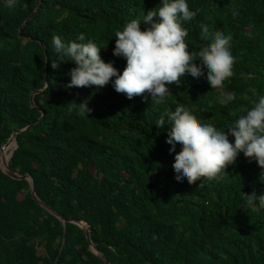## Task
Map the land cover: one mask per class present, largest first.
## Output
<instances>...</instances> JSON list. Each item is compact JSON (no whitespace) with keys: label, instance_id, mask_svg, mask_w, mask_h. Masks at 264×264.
<instances>
[{"label":"trees","instance_id":"1","mask_svg":"<svg viewBox=\"0 0 264 264\" xmlns=\"http://www.w3.org/2000/svg\"><path fill=\"white\" fill-rule=\"evenodd\" d=\"M159 2H0V148L14 136L7 165L32 178L36 197L28 180L0 170V264H104L91 246L109 264H264V207L244 206V195L264 193V169L239 153L221 180L176 184L166 131L154 125L183 107L223 128L264 95V0H188L197 13L183 24L189 51L207 46L201 26L231 37L233 75L220 87L185 77L157 105L111 81L67 87L74 62L51 67V37L83 32L119 72L115 31ZM226 93L235 99L223 103ZM84 100L86 117L69 111ZM70 221L84 222L88 238Z\"/></svg>","mask_w":264,"mask_h":264},{"label":"clouds","instance_id":"2","mask_svg":"<svg viewBox=\"0 0 264 264\" xmlns=\"http://www.w3.org/2000/svg\"><path fill=\"white\" fill-rule=\"evenodd\" d=\"M0 2L8 8L17 4V0ZM159 5L147 10L142 19L132 18L115 31L112 54L125 60L119 72L112 61L101 59L102 47L83 32L68 41L59 35L51 37L56 54L51 67L57 68V61L74 62L68 72L67 87H103L111 81L114 90L128 99L147 92L157 105L165 101L168 85L185 77L193 81L206 77L212 88L222 86L233 75L231 37L219 31L210 35L209 29L201 26L200 37L207 46L191 52L184 40L187 29L183 24L194 20L197 13L189 9L188 0H160ZM142 22L146 25L143 29ZM234 99L233 94L226 93L222 102ZM85 101L67 103L69 111L86 117L90 109ZM154 125L166 131L165 145L170 149L168 155L174 158L172 171L176 184L186 180L191 185L201 177L221 180L239 153L249 158V162L254 159L264 169V95L223 128L198 120L183 107L165 111ZM229 137L233 138L231 142ZM244 197L245 207L254 204L264 207V193L257 196L253 192Z\"/></svg>","mask_w":264,"mask_h":264},{"label":"water","instance_id":"3","mask_svg":"<svg viewBox=\"0 0 264 264\" xmlns=\"http://www.w3.org/2000/svg\"><path fill=\"white\" fill-rule=\"evenodd\" d=\"M16 132H18V131H16ZM9 139H12L13 140V142H14V148H15V146H16V144H15V139H14V136L13 135H11V137H9ZM8 139V140H9ZM8 140H7V142H8ZM7 142L5 143V144H7ZM4 144V145H5ZM3 145V146H4ZM2 146V147H3ZM1 147V148H2ZM0 148V149H1ZM13 148V149H14ZM11 152H12V150H11ZM11 152L9 153V157H10V155H11ZM6 169L5 170H1L3 173H5L7 176H9L10 178H12V179H25V180H28V182H29V187H30V192H31V194H32V196L36 199V197H35V195H34V191H33V181H32V178L28 175V174H23V175H20V174H18V173H16V172H13L12 170H10V168L8 167V165H7V162H6V167H5ZM39 204L43 207V208H45L49 213H51L52 215H54L55 217H57V218H59L62 222L64 221V219L63 218H61L58 214H56L53 210H51L50 208H48V207H46L45 205H43L41 202H39ZM70 222H73V223H75V224H77L79 227H81L83 230H84V233H85V236H86V238H88V232H87V228H86V224L84 223V222H77V221H70ZM91 250L103 261V263L104 264H109V262H107L106 260H105V258L103 257V255H101L93 246H91Z\"/></svg>","mask_w":264,"mask_h":264},{"label":"bare ground","instance_id":"4","mask_svg":"<svg viewBox=\"0 0 264 264\" xmlns=\"http://www.w3.org/2000/svg\"><path fill=\"white\" fill-rule=\"evenodd\" d=\"M11 137V136H10ZM14 148V142L12 139H9L7 144H5L1 149H0V159L3 160V165L1 166L2 170H5L6 168V162L9 159V153L11 150Z\"/></svg>","mask_w":264,"mask_h":264},{"label":"rangeland","instance_id":"5","mask_svg":"<svg viewBox=\"0 0 264 264\" xmlns=\"http://www.w3.org/2000/svg\"><path fill=\"white\" fill-rule=\"evenodd\" d=\"M3 165V160L0 159V169H1V166ZM2 170V169H1Z\"/></svg>","mask_w":264,"mask_h":264}]
</instances>
